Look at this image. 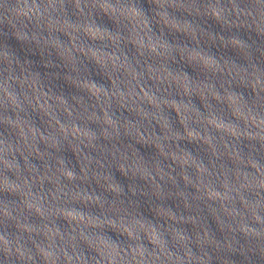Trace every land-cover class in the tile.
<instances>
[{
    "label": "clouds",
    "instance_id": "9594fccd",
    "mask_svg": "<svg viewBox=\"0 0 264 264\" xmlns=\"http://www.w3.org/2000/svg\"><path fill=\"white\" fill-rule=\"evenodd\" d=\"M0 264H264V0H0Z\"/></svg>",
    "mask_w": 264,
    "mask_h": 264
}]
</instances>
